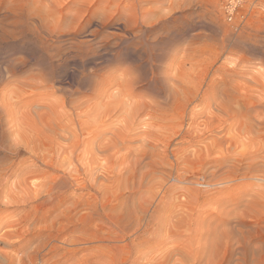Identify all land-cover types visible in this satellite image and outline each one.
<instances>
[{
  "label": "rangeland",
  "instance_id": "374dc122",
  "mask_svg": "<svg viewBox=\"0 0 264 264\" xmlns=\"http://www.w3.org/2000/svg\"><path fill=\"white\" fill-rule=\"evenodd\" d=\"M0 0V264H264V0Z\"/></svg>",
  "mask_w": 264,
  "mask_h": 264
},
{
  "label": "built area",
  "instance_id": "2783aa9c",
  "mask_svg": "<svg viewBox=\"0 0 264 264\" xmlns=\"http://www.w3.org/2000/svg\"><path fill=\"white\" fill-rule=\"evenodd\" d=\"M241 2V0H231L230 3H229V15H228V19L230 20L233 16V12L235 10V7Z\"/></svg>",
  "mask_w": 264,
  "mask_h": 264
}]
</instances>
